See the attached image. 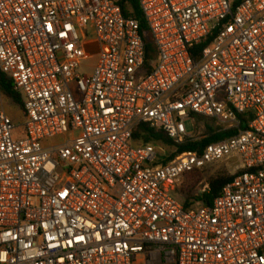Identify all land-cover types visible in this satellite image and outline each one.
I'll list each match as a JSON object with an SVG mask.
<instances>
[{
	"label": "built area",
	"instance_id": "built-area-1",
	"mask_svg": "<svg viewBox=\"0 0 264 264\" xmlns=\"http://www.w3.org/2000/svg\"><path fill=\"white\" fill-rule=\"evenodd\" d=\"M139 5L148 67L120 0H0V73L26 132L0 109V264H264V0ZM197 117L235 133L172 161L134 140L146 123L199 141ZM233 155L242 173L185 209L181 179Z\"/></svg>",
	"mask_w": 264,
	"mask_h": 264
},
{
	"label": "trees",
	"instance_id": "trees-1",
	"mask_svg": "<svg viewBox=\"0 0 264 264\" xmlns=\"http://www.w3.org/2000/svg\"><path fill=\"white\" fill-rule=\"evenodd\" d=\"M242 0H234L233 8L241 2ZM121 8L124 16L128 18L136 19L140 22V29L146 45V64L147 67L150 62L156 60L157 52L155 46L152 42V38L149 34L148 25L143 17L142 11L140 9L139 0H120ZM204 46L197 49L198 52L202 51ZM0 91L8 99L13 100L17 105H19L24 110V105L21 96L13 90V85L10 79L0 73ZM249 115L245 114L240 116L241 126L240 129L244 130L248 126ZM235 132H220L219 129H214L212 126H207L206 138L199 141H188L183 145H176L172 140L168 138L163 130L151 128L150 125L146 123H141L134 133L135 142H140L143 144H157L163 145L169 150L170 157L167 161H172L177 156L183 153L198 152L201 153L205 146L208 144L224 140L234 134ZM195 171L190 174L185 175L184 182L180 189V195L184 201L185 209L189 210L196 206L200 202H206L207 204H212L214 199L218 197L221 193L223 187L234 179L237 175L241 174L242 171H237L236 173L229 175L228 172H219L216 175L210 177L207 180L209 186V193L200 194L196 193L197 187L202 182V171Z\"/></svg>",
	"mask_w": 264,
	"mask_h": 264
},
{
	"label": "rangeland",
	"instance_id": "rangeland-1",
	"mask_svg": "<svg viewBox=\"0 0 264 264\" xmlns=\"http://www.w3.org/2000/svg\"><path fill=\"white\" fill-rule=\"evenodd\" d=\"M97 63L96 57H91L89 59H86L83 61L79 72L83 75H90L92 74L94 67ZM0 109H4L7 115L13 120L14 122V131L13 136L14 139H23L26 137V132L24 128V113L19 105H17L13 100L8 99L5 97L1 91H0ZM210 125L214 129H219L218 123L216 121H213L211 119H205V118H196V122L194 119L186 121V127L189 133H194L197 135V137L200 138V140L206 138V132H207V126ZM159 149L166 151L167 155L170 157L169 150L164 147L163 145H157L155 144ZM242 166V161L239 156L233 155L225 160L223 162L215 164L211 167L206 168L204 171H202V182L196 189V193H200L203 190L204 186L207 184V180L216 175L219 172L226 171L229 175H232L237 172L238 169H240ZM184 182V178L181 179L179 183L178 188V196L180 195V189L182 187V184Z\"/></svg>",
	"mask_w": 264,
	"mask_h": 264
}]
</instances>
